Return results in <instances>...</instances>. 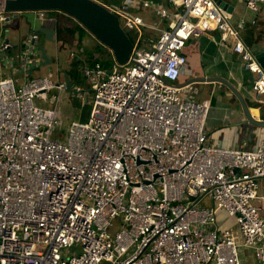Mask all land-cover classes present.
Listing matches in <instances>:
<instances>
[{"label": "built area", "instance_id": "obj_1", "mask_svg": "<svg viewBox=\"0 0 264 264\" xmlns=\"http://www.w3.org/2000/svg\"><path fill=\"white\" fill-rule=\"evenodd\" d=\"M97 1L128 29L143 23L131 7H151L148 0ZM240 1L252 11L264 4ZM168 2L176 19L152 46L133 42L126 63L82 69L92 92L86 119L56 130L58 106L34 102L65 89L54 72L19 86L0 77V264H242V245L264 264V213L254 204L264 198V136L254 149L210 145V101L191 99L188 84L175 82L185 44L210 29L254 75L256 98L264 67L215 0ZM153 9L169 15L166 6ZM5 14L2 0L0 22ZM203 195L211 208L197 205ZM218 210L236 230L217 225Z\"/></svg>", "mask_w": 264, "mask_h": 264}, {"label": "crops", "instance_id": "obj_2", "mask_svg": "<svg viewBox=\"0 0 264 264\" xmlns=\"http://www.w3.org/2000/svg\"><path fill=\"white\" fill-rule=\"evenodd\" d=\"M148 1L151 3V7L135 6L130 8L138 12L143 18V23L137 28L139 30L141 27L147 33L145 37L141 34L142 42L138 41L141 44L138 45L142 47L152 46L158 33L163 28L169 27L176 19V10L170 6L168 0ZM226 1L232 6L231 11H228L229 17L236 11L235 2L244 6L240 0ZM107 2L123 5L122 0H107ZM156 5L166 6L169 15L165 17L157 15L153 9ZM244 9L247 14L244 16L237 14V20H232L231 17L230 19L241 27L243 39L255 52L264 51V4H260L256 11L246 9L245 6ZM249 12L250 15H248ZM6 13L5 15L9 19L0 22V77L12 76L16 86H19L28 77L35 76L36 70L46 66L48 73L50 71L55 73L54 81L64 82V74L61 69L66 71L68 58L63 60L64 66L61 69H59L57 58L58 52L63 49L64 44L58 49L60 42L56 40L55 33L53 40H49L48 34L43 31L46 28H54V18L46 12L41 15L39 10L20 11L17 15L13 12ZM23 18H26V21H22ZM241 19L244 21L241 22ZM34 33H37V38L26 47L24 42ZM96 39L90 32H87L82 41L85 45L93 47L97 44L98 39ZM248 39L251 40V44L247 42ZM3 43H8V46L3 48ZM40 47L44 48L49 58L46 63H41L42 52ZM73 51L70 52V55ZM183 51L187 57V62L184 70L178 76L177 84H188L186 94L191 99L195 100L194 97H196V101H210V108L205 120L208 143L228 148H256L264 136V125L255 124L247 119L238 96L226 84H230L241 94L255 118L264 120V93L256 98L253 90L254 75L243 67L242 60L236 52L231 50L229 43L220 39L217 29H210L203 34L193 36L187 41ZM37 75H43V73ZM70 81L75 89L72 92L67 91L66 88H57L56 93L48 94L49 102H53L51 106H59L67 93L75 92L82 97L79 85L75 87L72 79ZM48 99L39 100L46 101L48 105ZM83 113H80V118ZM261 181H264V176L258 179L259 186H262L260 194L264 195V184H261ZM256 200L264 204V198H257ZM217 225L220 228L232 230L235 226V220L223 210H218Z\"/></svg>", "mask_w": 264, "mask_h": 264}, {"label": "water", "instance_id": "obj_3", "mask_svg": "<svg viewBox=\"0 0 264 264\" xmlns=\"http://www.w3.org/2000/svg\"><path fill=\"white\" fill-rule=\"evenodd\" d=\"M223 11H231V5L226 0H215ZM60 10L84 26L95 38L107 46L114 60L119 64H124L130 59L133 47V41L128 35V28L125 29L120 23L119 16L108 9L105 5L97 0H3V11L13 12L17 15L20 11L26 10ZM9 18L7 17L6 20ZM48 34L49 40H53L54 28L43 29ZM34 42V41H33ZM30 42V43H33ZM26 47L29 43L24 42ZM41 63H46L49 58L43 47ZM256 57L260 64L264 67V51L256 52ZM64 74V83L67 91L75 90L72 86L66 71L61 69ZM222 79V78H221ZM225 82L224 80H222ZM226 83V82H225ZM231 90L238 96L247 119L255 124H263L264 120L255 118L247 107L241 94L226 83Z\"/></svg>", "mask_w": 264, "mask_h": 264}, {"label": "rangeland", "instance_id": "obj_4", "mask_svg": "<svg viewBox=\"0 0 264 264\" xmlns=\"http://www.w3.org/2000/svg\"><path fill=\"white\" fill-rule=\"evenodd\" d=\"M230 2H234V0H228ZM235 4L237 5L236 7V11L230 15V17L232 18V20H237V14H239V16H244V14H247V11L244 9V6H240L241 4H237L235 2ZM2 5V1L0 0V6ZM248 15H250V12L248 13ZM238 16V18H239ZM22 21H26V18H23ZM120 22L121 24H123V17L120 16ZM128 27H125V29H127ZM140 30V31H139ZM137 30V28H132L128 30V34L129 36L132 38V41L135 44H139L138 41L142 42L143 39L141 38V34L143 35V37H145L147 35V33L145 32L144 29H140ZM65 36V40H64V47L63 49H61L58 52V63H59V69L62 68V66H64V61L67 58V62L68 60L70 61V52L71 51H77V44H76V40H73V38L75 37V39H77V34H64ZM157 38V36H156ZM141 45V44H139ZM116 66H119L120 64L116 62L115 64ZM68 67V66H67ZM40 70H36L35 71V75H37L38 73H43L46 74L48 72L47 67L46 66H42L41 68H39ZM52 70H54V68H51ZM81 78L82 80H86V77L84 76V74L81 72ZM178 79V78H177ZM175 80V82L177 83L179 80ZM73 85L78 86L79 84L77 83H73ZM80 89H81V95L82 97L78 96L77 94H75V92H73L72 94L67 93L66 97L64 99V101H62L58 108H59V114L61 117V124L60 126H58L56 128V130H60L61 127L65 128L68 126V124L70 123L71 120L73 119H86L87 118V113L89 111V106H90V99L92 96V92L90 89H87L84 85H79ZM58 91L57 88L48 90V94L50 95L51 92L56 93ZM50 99V98H49ZM48 99V106L53 105V102H49ZM195 100H197L196 97H194ZM34 102L38 103V104H43V105H47L46 101H41L39 100L37 97L34 98ZM83 113V116L80 118V113ZM61 134L65 133V132H60ZM261 184H264V181L260 182ZM259 193H261V189L262 186H259ZM256 200V199H255ZM254 200V204L257 205L259 207V209L261 210L262 213H264V204L261 203L259 200L255 201ZM197 205L199 206H203V207H209L211 208L213 206V200L208 196V195H203L198 201H197ZM117 227H114L113 229H110V233L113 234L114 229ZM232 230H236V226H233ZM252 249L250 247L247 246H240L239 247V253L242 259V264H257V261L253 255V252L251 251ZM245 259V260H244ZM102 264H107V262H102Z\"/></svg>", "mask_w": 264, "mask_h": 264}, {"label": "trees", "instance_id": "obj_5", "mask_svg": "<svg viewBox=\"0 0 264 264\" xmlns=\"http://www.w3.org/2000/svg\"><path fill=\"white\" fill-rule=\"evenodd\" d=\"M43 11L54 18L53 26L56 35L55 38L58 42H60L58 49H60L62 44H64V34H77V39H75L77 51H73V54L69 56L71 59L68 62L66 71L68 77L72 79L74 83L84 85L87 89H90L88 81L82 80L81 78L82 69L85 66L93 65L95 62H100L106 69L113 67L115 65V60L112 52L107 46L99 42L97 39V44L93 47L85 45L82 39L85 33L89 31L72 16L57 9ZM247 42L251 44L250 39H248Z\"/></svg>", "mask_w": 264, "mask_h": 264}]
</instances>
